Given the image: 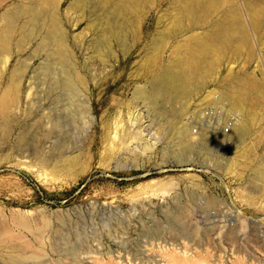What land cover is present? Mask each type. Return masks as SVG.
I'll use <instances>...</instances> for the list:
<instances>
[{
	"label": "rangeland",
	"instance_id": "374dc122",
	"mask_svg": "<svg viewBox=\"0 0 264 264\" xmlns=\"http://www.w3.org/2000/svg\"><path fill=\"white\" fill-rule=\"evenodd\" d=\"M30 1L0 0V27L6 11ZM73 1L58 0L57 8L84 81L73 103L62 90L50 92L48 57L36 40L12 42L6 52L0 46V114L16 91L9 129L0 118V264H264V183L255 176L264 169V99L243 98L255 117L242 145L211 137L201 148L199 135L180 133L204 90L233 86L235 77L246 90L264 83V42L252 35L250 52L210 66L201 92L184 99V115L175 102L157 118L138 91L150 89L186 42L180 34L148 48L167 1L135 20L128 51L103 62ZM54 68L59 81L62 69ZM232 90V97L240 91ZM78 102L86 107L76 114ZM186 139L194 146L188 161L175 160L171 151Z\"/></svg>",
	"mask_w": 264,
	"mask_h": 264
},
{
	"label": "bare ground",
	"instance_id": "6f19581e",
	"mask_svg": "<svg viewBox=\"0 0 264 264\" xmlns=\"http://www.w3.org/2000/svg\"><path fill=\"white\" fill-rule=\"evenodd\" d=\"M158 1L75 0L70 6L71 9L79 10L88 17L87 29L90 32L93 31L95 36L90 45L103 62L112 59L116 50L125 51L131 48L129 44H133L137 40L139 33L134 26L135 20L142 21L145 14ZM166 1V9L156 21V24L162 29L150 37L151 46L148 48L158 51L160 44L167 38L180 34L186 35V42L176 49L172 56L173 59L168 65L156 70L150 89L138 91V97L144 104L147 103L150 106L157 118L165 117L166 113L171 110H166V107L175 102L179 104L178 110H175L177 116L184 115L183 113L186 111L184 99L195 96L197 91L202 88L210 66L227 57L237 58L243 52H250L252 35L264 42V0ZM46 4L47 9L44 6ZM58 4V0H31L27 5H14L12 9L4 13L5 27H3L4 29L2 26L0 27V46L1 52H6L12 42L21 47L33 39L34 42L36 40L37 47L35 49L37 52H44L48 57L45 58L48 59V63L46 61L43 68L46 69V75L50 78V80L48 79L51 87L50 92L62 90L64 92L62 96L67 97V101L71 102L79 96L84 81L73 65V57H71L70 47L67 44V34L57 17ZM199 30L202 32L198 33ZM55 65H59L62 69L60 73L63 78L59 81H53L51 78L54 69H56ZM242 82L241 78L235 77L233 86H231L232 84L230 86L222 85V90L218 87L205 90L210 94L216 92V102L224 106L227 112L238 113L239 117L228 138L229 140L232 138L236 145L243 144L244 137L253 127L249 121L255 117L253 109L243 100L245 94L253 95V101H250L252 103L262 102L264 99V83L251 81L248 84V91L243 87ZM238 86L240 91H235L234 95L232 94L233 97L226 93L230 89L236 90ZM13 88H16L15 85ZM252 89H256V91L253 92ZM15 92L14 90L13 94L4 98L1 103L0 118L2 126L6 128H8V110L15 102ZM164 96L169 98L166 105L161 104ZM73 106L76 108V114L81 113L86 107L85 102H78ZM186 126L180 132L185 138L190 133L188 132L189 124ZM4 127L2 130L5 132L2 134L7 135V130L3 129ZM216 136L218 140H222L221 135ZM198 137L201 139L198 145L203 148V146H207L211 135L202 131ZM184 141L178 145V148L176 147L177 149L175 148L179 152L171 151L175 153L174 159L176 157L179 161H183L185 155L190 154L194 147L187 139ZM186 160L188 161V159ZM255 176L257 179L259 178L258 181L264 183V169L257 170Z\"/></svg>",
	"mask_w": 264,
	"mask_h": 264
},
{
	"label": "built area",
	"instance_id": "2783aa9c",
	"mask_svg": "<svg viewBox=\"0 0 264 264\" xmlns=\"http://www.w3.org/2000/svg\"><path fill=\"white\" fill-rule=\"evenodd\" d=\"M212 93L204 90L191 102V112L186 117V121L194 135L204 131L213 139L218 134L222 139H226L230 136L239 115L237 112H227L224 106L216 102V92Z\"/></svg>",
	"mask_w": 264,
	"mask_h": 264
}]
</instances>
